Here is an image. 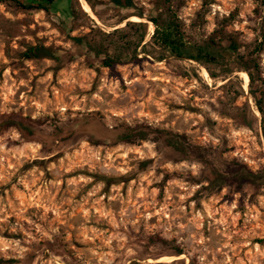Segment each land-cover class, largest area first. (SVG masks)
<instances>
[{
	"label": "rangeland",
	"instance_id": "374dc122",
	"mask_svg": "<svg viewBox=\"0 0 264 264\" xmlns=\"http://www.w3.org/2000/svg\"><path fill=\"white\" fill-rule=\"evenodd\" d=\"M2 1L0 114L36 121L44 137L61 133L50 151L15 130L0 136V264H264V187L209 190L203 166L161 141L94 140L148 124L208 148L223 171L237 162L255 172L264 166V132L247 75L211 78L194 62L147 60L141 47L135 61L106 68L74 48L71 38L128 21L146 23L148 42L157 0H132L144 18L122 23L130 13L108 0H60L49 12ZM182 2L179 17L187 27L197 22L188 29L197 40L229 17L226 30L243 46L255 32L264 36L261 0ZM38 44L61 50V62L21 58ZM259 62L264 72V42ZM245 105L251 128L233 119Z\"/></svg>",
	"mask_w": 264,
	"mask_h": 264
},
{
	"label": "trees",
	"instance_id": "16d2710c",
	"mask_svg": "<svg viewBox=\"0 0 264 264\" xmlns=\"http://www.w3.org/2000/svg\"><path fill=\"white\" fill-rule=\"evenodd\" d=\"M58 1L60 0H7L8 3L23 10H43L45 12H49ZM2 2L0 0V3ZM182 3V0H157L153 4V10L147 17V21L153 25L154 31L146 43H144L146 23L129 21L122 28H116L111 32L106 33L100 29H92L87 35L73 37L71 41L74 48L78 49L80 53H87V56L99 59L101 65L106 68L135 61L137 59L136 50L141 47L147 60L153 57L157 62L167 64L171 61L194 62L206 67L211 78L243 72L249 80V93L261 115L260 125L264 132V72L259 62L264 36L255 32L254 42L250 46H243L234 33H229L226 30L227 24L231 20L229 17L224 18L219 27L209 36L197 40L188 31L189 28L197 26V22L187 27L179 17ZM260 3L262 7L264 0H261ZM88 4L92 8L89 2ZM108 5L113 10L130 13L120 19L118 23L133 17L144 18L143 12L135 7L132 0H108ZM70 11L73 17L75 15L73 7ZM254 13L258 16V10H255ZM200 19L199 15L198 20ZM132 30H137L140 35L137 38L130 37L129 33ZM61 53V50L41 44L28 45L21 54V58L24 60L47 59L60 63ZM215 71H218V74ZM244 81L247 83L245 78ZM233 119L240 126L251 128L252 120L247 105L243 108H235ZM93 121L92 118L88 119L90 126L95 129ZM9 130H15L24 143L40 144L49 151L50 145H53L61 133L56 129L52 136L44 137L36 121L17 113L0 114V136ZM108 133L111 136L97 134L99 138L94 140L97 144L105 143L108 140L112 145L130 146H137L151 140L161 141L165 147L176 152L183 159L194 161L203 166L204 182L207 183L206 187L209 190L233 187L234 191L238 192L245 186L255 189L264 187V166L253 172L240 163L231 162L223 171L217 166L214 154L208 148L191 144L184 135L173 134L148 124L113 127ZM48 144L50 145L48 146ZM181 253L180 249L175 251L176 255H181ZM180 264L183 263L180 262ZM189 264H194V261H190Z\"/></svg>",
	"mask_w": 264,
	"mask_h": 264
},
{
	"label": "bare ground",
	"instance_id": "6f19581e",
	"mask_svg": "<svg viewBox=\"0 0 264 264\" xmlns=\"http://www.w3.org/2000/svg\"><path fill=\"white\" fill-rule=\"evenodd\" d=\"M83 4V9H84V11L85 12H87V13H89V14H91V10H90V7H89V5L87 4V3H85V2H83L82 3ZM94 17V16H93ZM150 28H151V26H150ZM150 28H149V30H150ZM153 28V27H152ZM151 28V29H152ZM153 32V31H152ZM149 38V37H148ZM204 73V72H203Z\"/></svg>",
	"mask_w": 264,
	"mask_h": 264
}]
</instances>
